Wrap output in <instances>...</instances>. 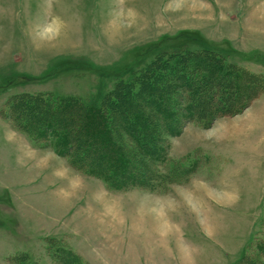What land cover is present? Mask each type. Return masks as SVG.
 Returning <instances> with one entry per match:
<instances>
[{"label": "rangeland", "instance_id": "rangeland-1", "mask_svg": "<svg viewBox=\"0 0 264 264\" xmlns=\"http://www.w3.org/2000/svg\"><path fill=\"white\" fill-rule=\"evenodd\" d=\"M183 43L264 76V0H0V264H264V93L186 123L162 170L188 173L148 187L111 188L7 117L24 93L98 102ZM216 80L194 112L252 92L217 105Z\"/></svg>", "mask_w": 264, "mask_h": 264}, {"label": "trees", "instance_id": "trees-1", "mask_svg": "<svg viewBox=\"0 0 264 264\" xmlns=\"http://www.w3.org/2000/svg\"><path fill=\"white\" fill-rule=\"evenodd\" d=\"M189 60L195 62L194 67L189 68ZM261 74L227 63L212 48L187 49L183 43L160 52L144 69L137 70L135 79L120 80L98 102L24 93L9 99L7 117L30 134L38 133L43 147L49 139V146L68 157L78 170L102 178L111 188L148 187L153 180L168 184L175 181L174 176L189 171L186 165L173 163L169 172H163L167 162H172L168 154L171 137L179 135L191 120L201 118L203 126H209L216 117L241 111L264 93ZM216 78V85L224 88L212 92L211 101L220 96L215 99L217 105L234 103L235 94L243 89L252 92L234 106H218L215 114L209 109L194 112ZM134 99L137 104L127 107ZM118 111L121 124L114 118ZM172 116L178 117L174 125ZM138 123L135 131L127 130ZM99 142L103 145L97 149Z\"/></svg>", "mask_w": 264, "mask_h": 264}, {"label": "crops", "instance_id": "crops-1", "mask_svg": "<svg viewBox=\"0 0 264 264\" xmlns=\"http://www.w3.org/2000/svg\"><path fill=\"white\" fill-rule=\"evenodd\" d=\"M196 179H198V178H196ZM13 199H14V198H13ZM2 228H3V230L5 229L3 225L0 226V230H1ZM9 230H10V229L6 227V231H9ZM10 232H12V230H10ZM13 232H18V229H17V231H16V230H13ZM13 232H12V233H13ZM47 235H49V234H47ZM47 235H44V237L41 236V237L39 238L40 241L42 242L43 239H45V238L47 237ZM45 240H46V239H45ZM41 242H40V249L43 250V251H45V250L43 249V248H44V247H43V244L41 245ZM77 246H78V245H77ZM40 249H39V250H40ZM75 249H77V251H78L80 254H82L84 257H86L85 254H83L82 250H81L79 247H75ZM19 252H26V253H27L28 251H27V250H24V249H21V250H16V251H14L12 254L6 255V256L4 257V260L6 261V264H10V263H9V260H8V257H10V256H12V255L15 256V255H16L17 253H19ZM28 253H29V252H28ZM45 257H46V256H45ZM4 260H3V261H4Z\"/></svg>", "mask_w": 264, "mask_h": 264}]
</instances>
